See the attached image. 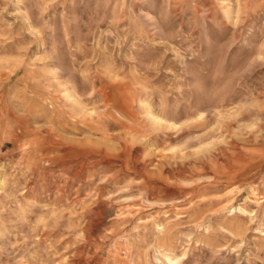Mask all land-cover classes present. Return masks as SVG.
<instances>
[{
  "label": "rangeland",
  "instance_id": "374dc122",
  "mask_svg": "<svg viewBox=\"0 0 264 264\" xmlns=\"http://www.w3.org/2000/svg\"><path fill=\"white\" fill-rule=\"evenodd\" d=\"M0 264H264V0H0Z\"/></svg>",
  "mask_w": 264,
  "mask_h": 264
}]
</instances>
